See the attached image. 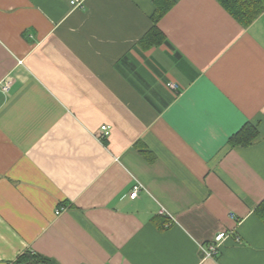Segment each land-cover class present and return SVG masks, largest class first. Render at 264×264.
Returning a JSON list of instances; mask_svg holds the SVG:
<instances>
[{"label":"crops","instance_id":"obj_1","mask_svg":"<svg viewBox=\"0 0 264 264\" xmlns=\"http://www.w3.org/2000/svg\"><path fill=\"white\" fill-rule=\"evenodd\" d=\"M72 1L0 0V264H264V12Z\"/></svg>","mask_w":264,"mask_h":264},{"label":"trees","instance_id":"obj_2","mask_svg":"<svg viewBox=\"0 0 264 264\" xmlns=\"http://www.w3.org/2000/svg\"><path fill=\"white\" fill-rule=\"evenodd\" d=\"M172 3V1H169L164 7H157L152 16L153 25L143 37V41H149L151 44L160 41L158 35H161V30L157 24ZM219 3L244 27H248L264 12V0H219ZM12 263L58 264L52 257L31 249L23 251Z\"/></svg>","mask_w":264,"mask_h":264},{"label":"built area","instance_id":"obj_3","mask_svg":"<svg viewBox=\"0 0 264 264\" xmlns=\"http://www.w3.org/2000/svg\"><path fill=\"white\" fill-rule=\"evenodd\" d=\"M73 4H76V1L73 0L72 1ZM11 85H12V80L10 78H7L4 80L3 84H2V87L5 91H10L11 89ZM169 86L171 88H176L177 87V84L176 83H169ZM110 126L109 125H102L101 126V133H100V137L101 138H106L109 136L110 134ZM138 190H139V186H135L134 190L132 191L131 193V197L135 198L137 197L138 195ZM60 210H57V213H59ZM225 237V232H221L219 234L216 235L215 239L216 241L219 243L221 240H223V238ZM218 244H213V245H210L206 250V254L207 256H212L213 254L217 253L218 252Z\"/></svg>","mask_w":264,"mask_h":264}]
</instances>
